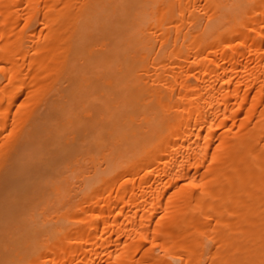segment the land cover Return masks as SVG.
I'll use <instances>...</instances> for the list:
<instances>
[{
  "label": "bare ground",
  "instance_id": "obj_1",
  "mask_svg": "<svg viewBox=\"0 0 264 264\" xmlns=\"http://www.w3.org/2000/svg\"><path fill=\"white\" fill-rule=\"evenodd\" d=\"M0 264H264V0H0Z\"/></svg>",
  "mask_w": 264,
  "mask_h": 264
}]
</instances>
